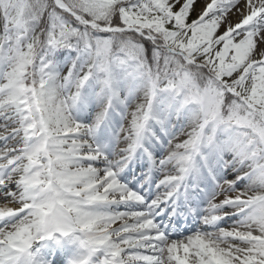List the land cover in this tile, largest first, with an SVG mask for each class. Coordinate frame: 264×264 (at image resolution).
Listing matches in <instances>:
<instances>
[{"label":"rangeland","instance_id":"obj_1","mask_svg":"<svg viewBox=\"0 0 264 264\" xmlns=\"http://www.w3.org/2000/svg\"><path fill=\"white\" fill-rule=\"evenodd\" d=\"M61 1L68 8L67 11L54 5L58 10L70 14L80 26L70 22L62 12L54 9L48 10L43 21L38 20L33 0H3V11L0 10V87L7 86L6 90L1 92L0 98L11 101L9 104H3L7 107L6 112L14 111L9 123L3 122L7 126L3 129L0 127V134L5 135V141L1 143L4 147L0 150V194L4 195L0 199V207L5 209L12 206L20 212L21 208L32 206L31 211L39 219L41 228L39 238L33 237L32 231L28 233L27 229L22 227L16 239L27 261H32L33 254H38V251L43 248L40 242L45 240L52 250L50 253L52 257L49 254L39 255L42 264H88L89 262L119 264L114 258L104 260V255L110 252L111 248L102 247L101 251L93 254L87 250L83 253H73L67 249H60L62 236L58 231L64 230L65 225L76 231L78 242L84 243L86 240L80 236V232L97 229L105 225V222L99 219L104 215L102 207L92 198L83 195H62L57 192L55 171L70 169L71 166L66 163L51 162L52 155L64 154V142L71 138L78 139L80 142L87 140L90 143V149H96L94 143L97 140L105 147L109 136L118 135L125 127L131 126L132 133L139 136L137 140L132 141V137L129 142L115 140L108 149H103L106 150L101 152L103 156L94 157L96 163L94 167L100 170L101 167L107 166L109 161H113L111 157L113 156L118 160V166L124 170L127 167L125 172L129 181L141 176L142 180L139 179L137 182L139 186L147 179V176L143 177L147 169L141 168L137 160L132 159L135 153L139 152L142 156L149 153L152 167L160 168L162 164L154 156L165 151L168 154V165L173 166L174 170L187 169L181 180L190 176L192 179H189V182L211 174L208 170L205 171L207 168L202 165L196 168L198 170L194 174H191L189 169L193 166L196 155H199L203 148L219 154L224 148L221 142L224 136L231 137V141L224 148L230 150V153L235 143L233 134L235 136L237 134L239 140L244 138V142L254 139L250 151L261 147L262 160H264V81L257 77L254 69L240 74L246 64L227 62L223 53H217L210 48V45L215 44L214 41L209 45L201 43L199 35L192 28V23L195 12L204 11L203 5H189L182 0H167L164 4H161L160 0H130L128 1L130 3L128 22L132 27H113L98 26L84 16L85 14L97 16L101 13V8L112 0H68L69 4L83 13V16L75 13L68 4ZM212 1L214 4L215 0ZM247 1L251 0H235L229 3L227 0H219L214 5L217 7V13L221 11V13L231 14L234 4L236 5L237 2L247 4ZM52 2L54 3L53 0ZM69 10L72 14L68 12ZM163 19L166 20L164 36L170 42V49H167L169 52L162 53V69L156 74L147 58L146 46L134 37H121L120 34L134 31L142 36L146 27L147 30L155 28L159 25V20ZM148 39L152 41L155 38L148 37ZM184 42L189 45L187 55L193 53L192 57H186L183 51H177L176 48H183ZM153 53L152 51V55ZM196 64L205 66L213 77L206 78L201 84L196 82L189 70L185 68V66ZM231 80L234 83L229 85L228 82ZM126 91L130 92L131 99H125ZM146 91L150 92L149 98L144 95ZM159 91L166 94L161 101L158 100V105H153L154 96ZM225 93L232 95L238 93L239 100L229 105L228 114L224 116L219 111ZM25 94L29 97L27 100H25ZM175 98L180 99L178 106L183 107L187 113L195 112L199 105L203 108L201 119L197 124L189 118L178 123V128L199 130L205 136L204 147L196 150V153L191 156L190 154L185 156L183 161L177 160L167 147L173 138L165 134L164 127L158 126L157 129L158 133L165 137V145H160L159 148L152 145L147 150V145L150 146V143L141 142L140 136L143 135L141 129L123 120L125 110L131 114L151 112L154 123L173 126L176 124V118H171L166 110L174 107ZM142 99L147 102L141 109L137 100ZM91 101L94 103L91 104ZM13 102L16 103L13 104ZM16 104L20 107L19 110H16ZM76 104L78 109L75 108ZM92 106L94 108L96 106L97 109L99 107L106 109L107 115L99 119L85 115L87 109ZM164 109L165 112H163ZM107 118L110 123H113V128L109 125ZM75 120H80L81 124L73 125L72 121ZM34 122H38L39 125L33 129L35 136L30 137V127ZM102 127L107 131L100 133L99 139L95 140L97 134L95 133L96 135L92 137L91 133L97 132ZM17 128L22 129V133H17ZM76 131L81 133L80 136L74 135ZM86 131H89L87 135ZM152 131L153 125L149 133ZM242 132H245L246 137L242 136ZM154 134L155 138L159 137L156 132ZM20 138L24 139L25 145L30 150H23V147L17 144L16 140ZM117 138L120 139L121 136ZM135 143L140 146L138 152L134 149L124 155L119 154L120 148L134 146ZM39 146L44 148L43 154L34 153ZM86 148L88 147L82 145L80 153L90 155L92 151L87 152ZM19 152L27 156V159L23 161L20 159L21 156H14ZM44 155H46V163L43 161ZM186 159H189L187 164L184 162ZM21 165L25 168L22 172ZM110 165L108 166L110 174L112 172L115 174L117 167L115 168L114 164ZM103 175L100 171L101 179L104 178ZM157 177L153 179L154 182L158 180ZM62 179L73 180L67 177ZM12 180H17L19 183L22 181L24 183L21 185H28L29 188L24 190L15 186L8 188L5 182ZM181 180L175 188L177 194L174 210L181 197L178 191ZM94 181L96 183L98 180L94 178ZM169 191L174 192L173 189ZM226 192L229 191L221 195L222 199L231 200L234 193ZM28 195L34 196L33 202L29 205L26 204L27 200L25 201ZM42 195H46L48 199ZM142 195H137L133 199L140 198ZM145 199H148V203L157 202L151 196ZM216 202L221 201L216 200ZM154 203L153 210L159 209L156 214L159 215L165 211L163 207L160 206V208ZM133 214L134 212L131 211L127 218ZM1 218L2 216L0 220ZM149 220L152 222V218ZM85 221L89 223L84 224ZM2 222L0 221V229L5 228ZM150 235H153V232H150ZM139 237L142 236H138L135 240ZM7 239L8 233L1 231L0 247L9 242ZM95 240L100 241L97 238ZM129 242L122 239L119 245V248H127L125 259L122 261L125 264H133L134 259L131 250L128 249ZM2 253L0 249L1 257H5L6 254Z\"/></svg>","mask_w":264,"mask_h":264},{"label":"bare ground","instance_id":"obj_2","mask_svg":"<svg viewBox=\"0 0 264 264\" xmlns=\"http://www.w3.org/2000/svg\"><path fill=\"white\" fill-rule=\"evenodd\" d=\"M59 6L64 7V3L61 0H56ZM167 0H160L161 4H164ZM189 3V5H203L205 7L204 11L197 10L195 12V18L192 23L193 30L199 35L201 43L204 45H209L212 41L215 42L214 45H210L211 49L217 51V53H223L225 60L233 64L245 63L246 66L243 68L240 74L245 73L250 69H254L257 77L264 81V0H251L247 1V4L238 3L233 5L231 9V14L217 13V4L219 0H182ZM233 2L235 0H227ZM224 9V8H220ZM229 85L234 83L233 80L228 82ZM7 86L0 87V94L6 90ZM169 90H167L168 92ZM149 91L144 93L146 98H149ZM166 94V93H165ZM160 91L154 96L153 105H158V100L161 101L162 97L165 95ZM143 95V96H144ZM25 100L29 97L25 94ZM132 96L130 92H125V99H131ZM0 127H6L7 125L3 122L11 120L12 110L5 111L7 107L3 104H9L11 101L4 100L0 98ZM142 99L137 100L140 104V108H144L147 101ZM148 100V99H147ZM3 101V102H2ZM180 102L179 98H175L174 107L167 108L168 114L171 118H176V124L173 126H166V124L157 123L153 125V131L159 137L150 138V147L155 145L157 148L160 145H165V137L158 133V126L164 127L165 134L171 138L167 145L169 150L174 154L177 160L183 161L184 157L189 155L187 149L181 150L183 144L187 146L193 145V137L182 135L186 134V130L180 127L178 129V123L189 118L194 123H198L201 119L203 108L199 105L195 112L187 113L185 109L178 106ZM16 102H13V104ZM93 104L94 102H90ZM100 106V105H99ZM17 109L20 107L16 104ZM78 109V104L75 105ZM165 112V109L164 111ZM82 114V112H81ZM80 114V115H81ZM107 115L106 109L95 106V108L89 107L85 115H90L93 118L99 119ZM127 114V115H126ZM133 115L128 114L125 110L123 114V120L128 123L127 118H131ZM138 120V119H137ZM80 120L72 121L73 125H80ZM108 121V118H107ZM135 121V120H132ZM14 123V121H11ZM111 128L114 127L113 123L109 122ZM38 122H34L30 127V137L35 136L33 129L38 126ZM103 126V125H102ZM131 126H127L123 131L114 136H109L107 145H103L97 140L100 133L106 132L105 128H100L97 132L91 134L97 140L94 145L96 149H90V143L87 140L80 142L78 139H68L64 142L65 153L64 154H54L51 157V162L55 164H69L70 169H61L55 171L54 179L57 192L62 195H83L84 197H90L101 206L104 215L99 219L105 222L103 226L97 229L84 230L80 232V236L86 240V242H78V234L76 231L72 230L65 225L64 230H59L58 233L62 236L60 239L61 248L67 249L73 253H83L86 250L91 254L99 252L102 247L111 248V251L104 255V260L116 259L119 264H125L122 262L125 259V253H127V248H119L120 241L122 239L129 240L130 248L133 255V264H264V181L258 182L256 180L248 181L246 177H240L237 179L229 189L228 193L236 192L240 193L242 198L240 201L242 205H227V203L216 202L214 197L209 196L211 193L204 195H196L198 188H192L187 192V202L184 203L183 197H179L177 201V209L174 210L173 206L176 201V190L177 183L181 180L185 169L175 171L173 166L168 165V154L165 151L160 152L155 155V158L161 159L160 168H151L143 177L147 176V179L142 181L139 186L137 184L138 180H142L141 176L128 180V175L121 166H118V160L111 156L113 161H109L110 164H114L117 171L110 174L109 163L105 167H101L98 170L96 167L94 157L103 156L101 152H106L115 140L128 141L132 137V141L137 139L135 133H132ZM178 129V131H177ZM17 133H22V129L17 128ZM174 131L182 134H175ZM89 131H86V135ZM96 133V134H95ZM80 132H74V135L80 136ZM121 136V138H117ZM242 136L246 137L245 132H242ZM8 137V136H7ZM6 137V138H7ZM182 137V139H181ZM235 143L232 152L230 153L226 146L231 141V137L224 136L221 140L223 145V150L217 154L212 151H207L202 149L199 155H196L192 167L190 170L191 174H194L198 166H206L210 173L217 176L219 182L224 180H229L235 172L239 163L243 160L254 164L257 168L254 171L258 174V170L264 172V160H262L263 150L261 147H256L250 151L253 146L254 139L244 142L238 139V135L233 134ZM5 141V135L0 134V150L4 147L1 143ZM17 141L19 146L23 147V150H28L29 148L25 145L23 138ZM125 144V143H124ZM87 146L85 151L90 152V155L86 153H80L81 146ZM6 147V146H5ZM149 147V145H148ZM139 151L140 147L137 145L126 146L125 148L119 150V154H125L136 149ZM202 148V146H200ZM156 150V148H154ZM30 150V149H29ZM35 154H43L44 148L39 146L35 149ZM14 156H21V160H26L27 156L23 155L21 152L14 154ZM130 156V155H129ZM141 153H135L133 160H141ZM129 158V157H128ZM43 161L46 163V155L43 156ZM189 159L184 160L186 164ZM83 162V163H81ZM141 162V161H140ZM85 163V164H84ZM144 164V162H141ZM105 165V164H104ZM242 165V164H241ZM92 166L94 168H92ZM195 168V169H194ZM204 168V167H203ZM25 168H20V171H24ZM204 170V169H203ZM103 173L104 178L101 179L99 172ZM248 170H243L242 173ZM160 173V174H159ZM158 176V180L154 182V178ZM73 178V180L64 181L62 178ZM190 177V176H188ZM98 180L96 183L94 181ZM186 179V178H185ZM182 181V180H181ZM94 185L92 186V183ZM24 183H20L16 180L7 181L5 185L9 188L11 186L19 187L21 190L29 188L28 185L22 186ZM205 187L208 185L207 181L201 182ZM224 183V184H223ZM221 185V190L224 192L226 190L225 183ZM174 190L169 191V190ZM136 193V195H135ZM140 196H151L153 200L157 202H150V205L161 206L165 209L163 213L156 215V211L140 210L135 209V214L127 215L134 210L135 204L133 202L142 201L138 198L133 200V197ZM46 199V195H42ZM195 196H197L195 198ZM4 197L0 194V199ZM34 196L28 195L25 197L27 200V205L32 203ZM196 199V200H195ZM209 199V200H208ZM232 201V200H230ZM147 202V201H146ZM209 202V205H207ZM143 203V202H142ZM157 203V204H156ZM32 207V206H31ZM31 207L21 208L20 212H17L12 206L9 208L0 207V216H2L0 221H3L5 228L0 229L8 233V243H5L0 249L3 251L2 254H6L5 257H1L0 254V264H42L40 256L52 254L51 248L47 246L45 240L40 242L42 249L38 251V254H33L32 261H27V259L21 253V247L16 242L17 236L20 235L22 227L27 229V232H33V237L39 238L41 228L39 227V219L31 211ZM160 207V208H161ZM1 209L2 212H1ZM149 210V211H148ZM143 217V215H146ZM203 216L206 221H209L208 225L203 227L200 231H196V224L198 219ZM150 218H154L153 222H150ZM89 221H85L84 224H88ZM94 225V223H93ZM92 225V226H93ZM186 226V229H181L182 226ZM8 227V228H6ZM171 227H175L174 229ZM157 231L164 232L170 235L180 234L182 242L181 249L183 254L178 258L175 257V253L178 252V246H169V252H161L156 250L157 241L154 235H150V232L156 233ZM217 233V234H215ZM95 236H92L94 235ZM139 237L138 240L137 239ZM54 239V237H51ZM99 239L97 241L95 239ZM64 243V244H63ZM39 245V244H38ZM57 252V251H56ZM60 252L57 256H59ZM62 254V253H61ZM40 255V256H39ZM52 257V256H51ZM57 258V257H55ZM147 261V262H146ZM88 264H97L94 262H89Z\"/></svg>","mask_w":264,"mask_h":264},{"label":"trees","instance_id":"obj_3","mask_svg":"<svg viewBox=\"0 0 264 264\" xmlns=\"http://www.w3.org/2000/svg\"><path fill=\"white\" fill-rule=\"evenodd\" d=\"M66 4H68L69 8L72 9L75 13L77 14H82L83 13L75 8L73 5L69 4L68 0H63ZM130 0H112L108 4H105L103 8H101V13H99L97 16L93 15H87L85 14L84 16H87V19L92 20L95 22L98 26H105V25H110V26H126V27H132L130 26V23L128 22L130 15L128 14V7H129V2ZM34 6H35V11L38 20L43 21L45 19V15L47 14L48 10H57L59 12H62L61 10H58V8L54 5L52 0H33ZM3 0H0V10L3 11ZM63 15L67 17V19L70 20V22L74 23L75 25H79L78 21L74 19L70 14L66 12H62ZM161 20V19H160ZM159 20V25H156L155 28H150L147 30V27L145 31L143 32V35L136 34L134 31L130 32H120L121 37L125 36H130L134 37L137 39V41L142 42L146 46V51H147V58L152 66V70L154 73L157 74V72H160L162 69L163 65V52H169L170 49V42L165 39V30H166V20L163 19L162 21ZM80 26V25H79ZM135 27H140V26H135ZM144 29V28H143ZM118 33V32H116ZM115 33V34H116ZM146 35L147 37H145ZM148 37L155 38L154 40L152 39L149 40ZM151 39V38H150ZM156 40H158L156 42ZM183 48H176L177 51H183L185 55H187V50H188V44L187 43H182ZM158 50V51H157ZM152 51L154 52L152 55ZM188 57H192L193 53H190L187 55ZM204 63L203 61H200V63ZM187 70L192 74V76L195 78L196 82L198 83H203L205 79L213 77L212 73H209L208 69L205 66H202L201 64H196L195 66L190 65V66H185ZM239 94L236 93V95H232L229 93H225V97L223 99V103L220 106V113L222 115H227L229 111V105L232 104L234 101L237 99L239 100Z\"/></svg>","mask_w":264,"mask_h":264},{"label":"water","instance_id":"obj_4","mask_svg":"<svg viewBox=\"0 0 264 264\" xmlns=\"http://www.w3.org/2000/svg\"><path fill=\"white\" fill-rule=\"evenodd\" d=\"M55 2H56V5L59 7V8H62V9H64V10H68V8L66 7V6H64V7H62V6H59V4H58V2L55 0ZM69 13H71L72 14V12L69 10L68 11Z\"/></svg>","mask_w":264,"mask_h":264}]
</instances>
